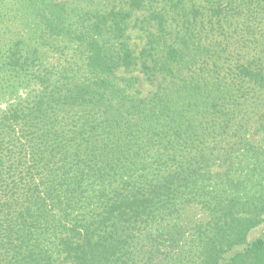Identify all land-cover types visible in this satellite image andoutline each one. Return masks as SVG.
<instances>
[{
	"label": "trees",
	"instance_id": "obj_1",
	"mask_svg": "<svg viewBox=\"0 0 264 264\" xmlns=\"http://www.w3.org/2000/svg\"><path fill=\"white\" fill-rule=\"evenodd\" d=\"M27 1L39 35L0 58L30 87L0 111V264H136L190 206L206 220L172 264L243 245L264 217V0ZM134 69L162 78L150 97ZM224 264H264V240Z\"/></svg>",
	"mask_w": 264,
	"mask_h": 264
},
{
	"label": "rangeland",
	"instance_id": "obj_2",
	"mask_svg": "<svg viewBox=\"0 0 264 264\" xmlns=\"http://www.w3.org/2000/svg\"><path fill=\"white\" fill-rule=\"evenodd\" d=\"M76 1H83L82 7L85 10L89 8L104 10L113 3L118 2V0ZM30 15L28 13L27 0H0V58L7 52L10 44L16 40L23 38L27 42H35L34 39L38 37L39 31L36 22ZM140 15V12L136 13L137 17ZM134 24L133 22L132 26ZM130 35L134 43L140 41L139 37H143L135 29H132ZM35 46L39 51L40 61L45 67H52L61 62L58 56H55L45 47L38 44ZM117 75L118 77L134 76L137 78L138 82L134 90L137 91L135 95L138 98H148L153 95L162 80L160 77L156 80H147L140 70L135 69L127 74L119 72ZM165 84L161 83L160 87H163ZM14 85V80L0 69V111L5 106L8 107L14 104L19 99L25 100L27 98L30 87L19 85L13 88ZM75 111L81 115V111ZM248 137L250 141L255 143L261 141V134L258 133H251ZM205 220L206 213L199 206H190L186 207L176 218L150 228L132 251L133 254L139 256L136 264H153L151 260L155 264H172L175 261L168 260L170 257L189 255L191 253L189 251L192 250V241H194L193 227L196 223L204 222ZM257 239L264 240V217L258 226L249 231L245 243L241 246L234 247L228 253L224 254L219 264L226 263L234 253L241 252L247 245ZM148 257L150 261H146Z\"/></svg>",
	"mask_w": 264,
	"mask_h": 264
}]
</instances>
